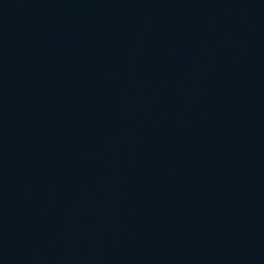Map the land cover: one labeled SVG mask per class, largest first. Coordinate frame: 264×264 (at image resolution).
<instances>
[{"label":"water","instance_id":"obj_1","mask_svg":"<svg viewBox=\"0 0 264 264\" xmlns=\"http://www.w3.org/2000/svg\"><path fill=\"white\" fill-rule=\"evenodd\" d=\"M0 264H264V0H0Z\"/></svg>","mask_w":264,"mask_h":264}]
</instances>
